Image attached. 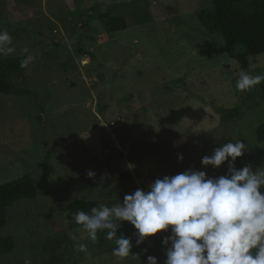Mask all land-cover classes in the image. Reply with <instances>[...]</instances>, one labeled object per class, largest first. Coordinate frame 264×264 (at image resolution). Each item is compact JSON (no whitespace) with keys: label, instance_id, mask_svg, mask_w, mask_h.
<instances>
[{"label":"rangeland","instance_id":"obj_1","mask_svg":"<svg viewBox=\"0 0 264 264\" xmlns=\"http://www.w3.org/2000/svg\"><path fill=\"white\" fill-rule=\"evenodd\" d=\"M102 6L129 26L106 31ZM210 11L209 0H0V28L15 48L0 58H35L18 86L29 94L0 92V183L27 174L38 187L33 201L7 208L0 235L14 248L0 264H146L148 255L163 264L167 233L137 246L134 227L122 222L117 236L131 237L139 257L121 260L106 232L92 243L82 227L70 228L66 206H111L188 168L222 175L227 162L205 168L201 158L231 139L249 145L237 168L264 166V141L256 140L264 105L230 121L218 112L246 97L258 102L259 85L238 92L235 84L242 70L264 74V53L242 68L207 26Z\"/></svg>","mask_w":264,"mask_h":264},{"label":"clouds","instance_id":"obj_2","mask_svg":"<svg viewBox=\"0 0 264 264\" xmlns=\"http://www.w3.org/2000/svg\"><path fill=\"white\" fill-rule=\"evenodd\" d=\"M14 51L12 36L0 28V55ZM33 59L28 56L20 66L27 67ZM262 82L264 74L242 70L235 87L248 92ZM248 146L243 140L231 139L201 158L205 168H219L227 162L222 175L209 176L205 170L192 168L164 175L146 189L138 187L125 194L122 202L100 204L88 212L78 210L73 220L92 243L97 242L98 232H106L105 238L116 245L112 255L121 260L138 256L131 253V237L117 236L126 221L135 229L137 246L147 237L167 233L161 238L163 264H264V166L255 170L247 164L235 167ZM87 176L93 178L95 173L88 171ZM76 250L90 255L85 243H79ZM146 264H158L157 257L148 255Z\"/></svg>","mask_w":264,"mask_h":264},{"label":"trees","instance_id":"obj_3","mask_svg":"<svg viewBox=\"0 0 264 264\" xmlns=\"http://www.w3.org/2000/svg\"><path fill=\"white\" fill-rule=\"evenodd\" d=\"M211 11L208 14V25L213 31H218L223 39L225 50L231 58L236 59L242 68H247L249 57L264 53V0H209ZM99 19L108 32L126 29L129 18L126 15H108L102 6ZM27 55H18L0 58V92L15 95L29 94L26 88L18 87L24 79L25 70L21 61ZM250 97V93H249ZM258 102L249 101L248 97L233 108H218L220 118L230 121L241 117L254 104L264 105V82L259 84L257 90ZM256 140L264 141V122L256 128ZM239 158L235 161L238 167ZM227 167V165H226ZM226 167L223 174L226 171ZM38 193V187L31 176L23 175L14 180L0 183V232L7 221V208L19 200L33 201ZM98 207L96 201L75 200L66 206V222L70 228L81 227L77 225L72 214L78 210L90 211ZM14 248V241L9 236L0 235V254L8 253Z\"/></svg>","mask_w":264,"mask_h":264}]
</instances>
